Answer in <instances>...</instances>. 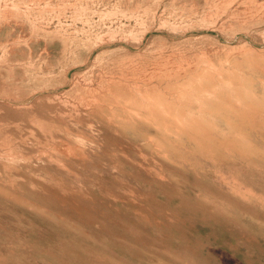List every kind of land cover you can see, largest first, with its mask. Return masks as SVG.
<instances>
[{"label": "rangeland", "instance_id": "rangeland-1", "mask_svg": "<svg viewBox=\"0 0 264 264\" xmlns=\"http://www.w3.org/2000/svg\"><path fill=\"white\" fill-rule=\"evenodd\" d=\"M0 264H264V0H0Z\"/></svg>", "mask_w": 264, "mask_h": 264}, {"label": "bare ground", "instance_id": "bare-ground-1", "mask_svg": "<svg viewBox=\"0 0 264 264\" xmlns=\"http://www.w3.org/2000/svg\"><path fill=\"white\" fill-rule=\"evenodd\" d=\"M211 65H212V63H211ZM219 75H220V74H219ZM221 76H222V75H221ZM216 77H217V76H216ZM184 78H185V77H184ZM121 79H122V78H121ZM123 79H124V77H123ZM166 80H167V79H166ZM169 80H170V79H169ZM122 81H123V80H122ZM179 81H180V80H179ZM181 81H182V80H181ZM197 81H198V79H197ZM126 82H127V81H126ZM136 82H137V81H136ZM172 82H173V81H172ZM138 83H139V82H138ZM142 83H143V82H142ZM164 83H165V82H164ZM218 83H219V82H218ZM169 84H170V83H169ZM182 85H183V84H182ZM244 85H245V84H244ZM237 86H238V84H237ZM245 86H246V85H245ZM197 87H198V86H197ZM197 87H196V88H197ZM239 87H240V86H239ZM181 88H182V87H181ZM241 88H242V87H241ZM245 88H246V87H245ZM183 89H184V88H183ZM238 89H239V88H238ZM246 89H248V87H247ZM163 90H164V88H163ZM243 90H245V89H243ZM248 90L250 91V88H249ZM205 91H206V90H205ZM236 91H237V90H236ZM217 92H218V91H217ZM237 92H238V91H237ZM239 92H240V91H239ZM239 92H238V93H239ZM241 92H242V90H241ZM111 93H112V92H111ZM145 93H146V92H145ZM145 93H144V94H145ZM202 93H203V92H201V94H202ZM215 93H216V92H214V94H215ZM243 93H245V91H244ZM249 93H250V92H249ZM168 94H169V93H168ZM239 94H240V93H239ZM113 95H114V94H113ZM145 95H147V94H145ZM178 95H179V94H178ZM212 95H213V94H212ZM221 95L224 96L223 93H222ZM225 95H226V93H225ZM241 95H242V96H245V98H247L246 96H247L248 94L244 95V94L241 93ZM241 95H239V97H240ZM249 95H250V94H249ZM129 96H130V95H129ZM219 96H220V93H219ZM242 96H241V97H242ZM143 97H144V96H143ZM149 97H150V96H149ZM180 97H181V96H180ZM215 97H216V96H215ZM146 98H148V97H146ZM185 98H186V97H185ZM218 98H221V97H218ZM180 99H181V98H180ZM221 100H222V99H221ZM230 100H231V99H230ZM250 100H251V98H250ZM113 102H114V101H113ZM115 102H116V101H115ZM111 103H112V102H111ZM132 103H133V102H132ZM114 104H115V103H114ZM135 104H136V103H135ZM208 104H209V102H208ZM117 105H118V104H117ZM140 105H141V104H140ZM145 105H146V104H145ZM148 105H149V104H148ZM141 106H142V105H141ZM209 106H210V105H209ZM226 106H227V105H226ZM226 106H225V107H226ZM157 107H158V104H157ZM160 107H161V106H160ZM167 107H168V106H167ZM229 107H230V106H228V110H227V112H229ZM231 107H232V106H231ZM141 108H142V107H141ZM158 108H159V107H158ZM168 108H169V107H168ZM226 108H227V107H226ZM237 108L239 109V107H237ZM142 109H143V108H142ZM155 109H156V108H155ZM159 109H160V108H159ZM159 109H158V110H159ZM238 109H237V110H238ZM131 110H132V109H131ZM167 110H168V109H167ZM240 110H241V108H240ZM126 111H127V110H126ZM147 111H148V110H147ZM241 111L243 112V110H241ZM247 111H248V110H247ZM156 112H157V111H156ZM164 112H165V111H164ZM230 112H232L231 109H230ZM235 112H236V111H235ZM165 113H166V112H165ZM151 114H153V112H152ZM167 115H168V114H167ZM201 115H202V114H201ZM118 117H119V116H118ZM151 117H153V116H151ZM156 117H157V116H156ZM160 117H161V115H160ZM110 118H111V117H110ZM150 120H151V118H150ZM221 120H222V119H221ZM153 121H154V120H153ZM160 121H161V120H160ZM175 121H176V120H175ZM232 121H233V120H232ZM166 122H167V121H166ZM166 122H165V123H166ZM168 122H169V121H168ZM179 122H180V121H179ZM233 122H234V121H233ZM151 123H152V122H151ZM153 123H154V122H153ZM156 123H157V122H156ZM161 123H162V122H161ZM173 123H174V122H173ZM180 123H181V122H180ZM175 124H176V122H175ZM118 125H119V124H118ZM227 125H228V124H227ZM229 125H230V122H229ZM132 126H133V125H132ZM156 126H157V125H156ZM162 126H163V124H162ZM128 127H129V125H128ZM130 127H131V126H130ZM164 127H165V126H164ZM169 127H170V126H169ZM169 127H168V128H169ZM200 129H201V128H200ZM161 130H162V129H161ZM169 130H170V129H168L167 131H169ZM172 130H173V129H172ZM180 130H182V128H181ZM176 131H177V130H176ZM190 131H192V130H189V132H190ZM198 131H199V130H198ZM242 131L244 132V130H242ZM245 131H246V130H245ZM200 132H201V131H200ZM203 132H204V131H203ZM169 134H170V133H169ZM190 134H192V133H190ZM193 134H195V132H193ZM198 134H199V133H198ZM198 134H196V135H198ZM208 134H209V133H208ZM235 134H236V133H235ZM240 134H241V133H240ZM246 135H247V134H246ZM198 136H199V135H198ZM198 136H197V137H198ZM184 137H185V136H184ZM199 137H200V136H199ZM199 137H198V138H199ZM151 138H154V137H151ZM193 138H194V137H193ZM193 138H192V139H193ZM204 138H206V135H205ZM154 139H155V138H154ZM199 140H200V138H199ZM199 140H196V141H199ZM198 143H199V142H198ZM209 143H210V142H209ZM209 143H208V144H209ZM146 144H147V142H146ZM148 144H149V143H148ZM204 145H205V144H204ZM206 145H207V144H206ZM207 146H208V145H207ZM156 147H157V146H156ZM156 147H155V148H156ZM195 148H196V146H195ZM204 148H205V147H204ZM193 149H194V148H193ZM202 149H203V148H202ZM151 150H152V149H151ZM197 150H198V149H197ZM161 152H162V151H161ZM156 169H157V167H156Z\"/></svg>", "mask_w": 264, "mask_h": 264}]
</instances>
